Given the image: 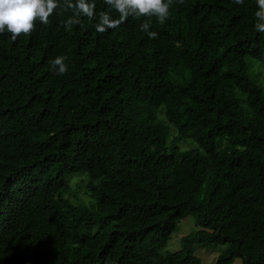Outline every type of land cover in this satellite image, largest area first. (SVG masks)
<instances>
[{"label":"trees","instance_id":"1","mask_svg":"<svg viewBox=\"0 0 264 264\" xmlns=\"http://www.w3.org/2000/svg\"><path fill=\"white\" fill-rule=\"evenodd\" d=\"M256 11V0H173L163 25L152 18L154 39L144 17L102 34L81 17L68 31L70 11L15 41L0 34V264H203L195 246L225 248L217 264H264ZM82 171L102 179L94 209L63 199ZM192 217L198 230L163 255Z\"/></svg>","mask_w":264,"mask_h":264},{"label":"clouds","instance_id":"2","mask_svg":"<svg viewBox=\"0 0 264 264\" xmlns=\"http://www.w3.org/2000/svg\"><path fill=\"white\" fill-rule=\"evenodd\" d=\"M182 2V0H181ZM242 4L243 0H234ZM108 10L96 12V4L91 0H0V34L8 32L15 41L19 36L30 35L36 27L37 21L48 26L54 15L63 16L71 12L61 25L71 31L73 25H83L81 17L95 21L94 27L98 33H105L108 29L117 28L130 16L133 18H147L140 24V30L146 32L150 39L157 37V33L150 31L152 18L163 25L170 15L173 0H104ZM258 11L255 12V30L264 33V0H256ZM112 12L118 13L113 18ZM66 57L57 55L49 60V64L57 75H64L68 71Z\"/></svg>","mask_w":264,"mask_h":264},{"label":"rangeland","instance_id":"3","mask_svg":"<svg viewBox=\"0 0 264 264\" xmlns=\"http://www.w3.org/2000/svg\"><path fill=\"white\" fill-rule=\"evenodd\" d=\"M250 73L255 82L264 89V65L255 60L248 59ZM254 67V70H253ZM161 119L162 116L160 115ZM179 146L183 151L192 150L196 148L195 143L191 139H183ZM66 190L63 194V199L71 207H87L94 209L96 200L90 190V185L99 184L102 179H92L86 171L70 174L66 177ZM196 218L192 217L182 221L177 230L174 232L168 245L163 250V255L176 253L181 251L182 245L180 239L184 236L198 230ZM97 229H94L92 234H95ZM225 248L213 247L212 249H205L200 246H195L194 251L196 256L202 260L203 264H217L219 256ZM235 264H242L241 259H237Z\"/></svg>","mask_w":264,"mask_h":264}]
</instances>
